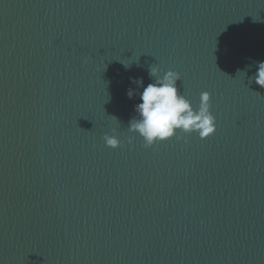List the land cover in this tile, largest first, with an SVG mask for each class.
<instances>
[{"label": "water", "instance_id": "95a60500", "mask_svg": "<svg viewBox=\"0 0 264 264\" xmlns=\"http://www.w3.org/2000/svg\"><path fill=\"white\" fill-rule=\"evenodd\" d=\"M260 61L264 0H0V264H264ZM152 65L214 135L128 130Z\"/></svg>", "mask_w": 264, "mask_h": 264}, {"label": "clouds", "instance_id": "9594fccd", "mask_svg": "<svg viewBox=\"0 0 264 264\" xmlns=\"http://www.w3.org/2000/svg\"><path fill=\"white\" fill-rule=\"evenodd\" d=\"M131 63L123 62L126 70H130ZM237 74L245 76L246 71L238 70ZM149 77L154 78L155 82L143 87V91L139 93L141 103L135 106L138 118L134 117L130 121L128 129L143 138L145 147H152L157 142L177 139L180 134L195 133L201 139H208L216 133V118L210 110L209 92H202L199 106L194 107L184 92L177 87V82L182 80L178 72L167 71L161 77L160 69L152 65L149 68ZM253 80L264 88V61L257 62V72L249 78V82ZM132 83L143 86V78H133ZM127 95L131 99L136 93L130 88ZM111 117L118 121L116 117ZM103 139L112 149H119L122 146L116 129H113V135H105ZM129 143H132L131 139Z\"/></svg>", "mask_w": 264, "mask_h": 264}]
</instances>
